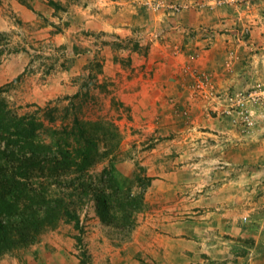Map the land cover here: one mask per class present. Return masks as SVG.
Here are the masks:
<instances>
[{"label":"rangeland","instance_id":"obj_1","mask_svg":"<svg viewBox=\"0 0 264 264\" xmlns=\"http://www.w3.org/2000/svg\"><path fill=\"white\" fill-rule=\"evenodd\" d=\"M26 1H0L2 96L19 114L51 102L50 107L59 108L58 128L65 116L64 123L78 117L90 122L89 132L101 139L98 154L83 167L72 165L61 178L32 177L27 194L40 214L45 212L40 196H61L75 218L56 212L50 225L33 233L35 240L12 246L0 264H249V259L264 264V68L246 53L264 54V42L253 38L257 22L248 20L252 14L259 21L260 5L244 9L242 0H53L57 7L51 0ZM218 8L221 15L214 23L205 21L208 11ZM190 10L205 14L198 25H185L182 18L184 12L193 14ZM155 12L164 18L156 20ZM135 14L144 20H133ZM179 34L186 42L168 44L172 49L165 57L166 63L173 60V80L183 81L190 98L185 107L178 102L179 108L170 101L178 119L189 118L191 104L206 98L211 119L200 130L231 131L225 136L229 146L217 150L212 136L205 142L200 136L183 158L172 141L183 139V130L163 135L161 114L132 115L114 83L118 67L125 72L132 55L145 58L155 43H169ZM218 38L225 43L223 62L205 69L200 58ZM182 53L184 62L175 64ZM235 65L241 85L221 86L219 79L231 75ZM143 77L152 79L153 71ZM37 115L43 119L45 113ZM45 123L43 136L49 141L57 126ZM181 124L188 126L187 135L198 129L192 121ZM190 162L198 163L191 166L198 181H185L187 174L179 172L169 176ZM23 194L20 200L28 204ZM98 194L108 200L103 212ZM139 196L142 200L130 207ZM122 199L124 205L118 202Z\"/></svg>","mask_w":264,"mask_h":264},{"label":"trees","instance_id":"obj_2","mask_svg":"<svg viewBox=\"0 0 264 264\" xmlns=\"http://www.w3.org/2000/svg\"><path fill=\"white\" fill-rule=\"evenodd\" d=\"M20 1L27 3L26 0ZM51 3L59 6L53 0ZM21 77L22 74L15 80H20ZM96 77L94 75L93 78ZM2 92L3 88H0V256L20 241L35 240L36 235L33 236V233L50 225L56 212L75 218L64 207L61 196H40L41 202L45 204L42 208L45 212L40 214L39 209L34 207L32 197L27 194L28 186L32 177L39 173L61 178L62 171L70 169L72 165L83 167L98 154L96 146L101 139L100 136L96 137V131L89 132L93 126L90 122H83L78 117L72 118L70 123H64L68 115L65 116L60 122L63 125L58 128L61 125H57L59 108L56 105L50 107L51 102L47 106H39L34 112L19 114L9 107ZM37 112L45 113L44 118L41 119ZM46 120L57 126L55 129L48 128L54 130L49 141L43 136ZM23 193L29 196L31 203L25 204L20 200L25 195ZM105 198L104 195L96 196L100 212L108 207V200ZM127 200L130 201L129 198ZM141 200V196L134 199L135 203L131 200L130 207ZM118 202L124 205L123 199ZM104 214L101 213L102 216Z\"/></svg>","mask_w":264,"mask_h":264},{"label":"crops","instance_id":"obj_3","mask_svg":"<svg viewBox=\"0 0 264 264\" xmlns=\"http://www.w3.org/2000/svg\"><path fill=\"white\" fill-rule=\"evenodd\" d=\"M123 1H131V0H123ZM115 2L122 3L120 1H115ZM246 4L248 5L246 6ZM250 4H254L255 7L260 5L259 7L262 8V11L259 16V21L262 24H260L259 21H257V19L253 17L252 14H250L249 16L247 14V16H248L249 22L251 21L257 22V26H255V29L253 30V38L255 40H260L259 43L263 45V42H264V19H263L264 18V0H242L240 6L244 7L245 9L246 7L247 8L250 7ZM237 5L239 6V4L235 2L234 6H237ZM13 6L14 8H17L18 5L17 6L13 5ZM214 10L208 11V13L211 12L210 13L211 15L210 17L207 16L205 20L209 22L210 24L214 23V20H216L217 17L221 15L219 13V8L216 11ZM240 10H243V9H240ZM188 12L186 13L184 12V17L182 18L184 23H186L185 24L186 26L187 25L189 26L198 25V23L201 21L199 19L205 15L203 14V16H201L202 11L201 13L198 11L194 13L192 10H190V12L193 14H189L190 15L189 16L187 14ZM204 13H206V11ZM185 14L187 15V17L185 16ZM153 15L156 20L164 18L163 12L161 13L155 12L153 13ZM132 18L133 20L137 18L138 22H141L144 20V16L141 14H139L138 16L137 14H135V16H132ZM176 36L177 37L175 39L177 40L169 41V43H167L166 41L164 42L162 41L161 45L160 43H155L151 51L148 53V55L145 58L136 57L138 55L134 57L132 55V59H133L132 64L131 66H126L125 72L123 69L118 67L119 68V69L117 68L118 74L116 72L115 81H114V83L117 86V90L115 92L122 99L123 105L126 106L127 108L129 106L131 108V110L129 109V111L133 110L132 115L134 112H138V115L141 113L149 114L150 112L156 116L157 114H161L162 125L160 126V129L162 130L159 133H162V134L164 133L163 135L172 136L174 135V133L176 134V133H179V131L181 132V130H183L182 133L185 136L183 139H181L180 141H178V139L172 140L173 143L178 144V149L176 148L177 149L176 151L180 152V158L187 157L188 153L194 149V146L197 144L196 142L198 141L197 138H199L200 136L202 138L201 142H205V139L208 136H212L213 137L212 146L217 150H221L224 147L229 146V142H228L229 139L225 136H227L228 134L230 135L231 131L224 130L222 128H214L213 132H208L205 129L200 130L201 127H204V128L206 127L204 125V122L205 121L210 122V119H211L205 111V109L207 108L206 106L208 102L206 98L205 99L197 98V101L191 104L190 108H191V112L193 111V113H190L191 115L189 118L186 117L185 119L184 118L178 119V116L176 115L174 111L175 106L176 107L178 106L177 105L178 102L180 105H182V107H185L186 105L190 103V102L188 103V101L190 100V98L188 97V91H187L188 89H183L182 87L185 85V84H182L183 81L178 80V79L173 80V78H176L172 74L173 72L172 69L174 65L173 60H169V63H166L165 61V57H167V49L168 50L172 49L170 48L172 45L169 46L168 44H173V46L178 44V46L181 47L182 44L181 42L178 41V39L180 41H183L184 43L186 42L185 35H184L185 37L183 36V34H179V37L178 35ZM185 47L186 46L182 47L183 52L187 50ZM222 49L225 50V43L223 42V40H219L218 38L216 39V42L212 48L205 50L203 52L204 54L200 58L201 66L205 69L207 68L213 69V67L216 66V64L222 63L223 62L222 55L223 54L225 55V52ZM235 49H236L235 51L238 53L239 48H235ZM157 50L161 52H157ZM249 51L251 50L249 49ZM246 53H251L250 55H248V59L252 57L258 60L261 67L264 68V63H262L264 62V54H260V52L258 53L256 50L251 51V52H248L247 50ZM242 55H243V52L240 51L239 56L241 57ZM184 59H185V55L183 53L179 54L175 58V60L177 61L175 64H178L179 62L183 63ZM236 65L231 75L228 74V76L219 79V84L221 86H227V88L228 87L232 88L233 85L234 87H236L240 84L239 80H236L237 70H239L240 68H237ZM141 70H143L145 73L142 72ZM150 70L153 71L154 77L152 79L144 78L143 77L144 74L146 75V72ZM174 96L176 98H173ZM172 99L175 100V106H173L172 103H170ZM182 120H184L185 124L187 122L189 125L191 121L194 122L197 125L195 127H198L195 133L192 132L187 135L186 132H187L188 126L181 124ZM188 136H191V137L188 138ZM194 139H195V142H193ZM175 161L177 160L175 159ZM224 162L230 163L231 161H228L225 159ZM190 163L191 164L184 163L181 166V168H179L178 170H173L169 174V176L179 172L181 173V176H184L185 174H187L186 176H188V178H184L185 181H198L199 176H196L195 174H193L194 171H192L193 169L191 167V166L194 167L198 165V163L197 162L195 163L190 162ZM214 179L217 182H219L220 180H224L222 178H217V177H215ZM211 181H212V178H211ZM226 183H227L226 180H224L222 184L224 185ZM233 225H235V222H233ZM208 229H211V227L209 226L206 230L208 231ZM249 260L253 261V259H249ZM252 261H250L249 264H257L256 260H254V262Z\"/></svg>","mask_w":264,"mask_h":264},{"label":"built area","instance_id":"obj_4","mask_svg":"<svg viewBox=\"0 0 264 264\" xmlns=\"http://www.w3.org/2000/svg\"><path fill=\"white\" fill-rule=\"evenodd\" d=\"M246 32H248V31H246ZM261 95H262V94H258V97H257V98H261ZM242 105H243V104H242Z\"/></svg>","mask_w":264,"mask_h":264}]
</instances>
